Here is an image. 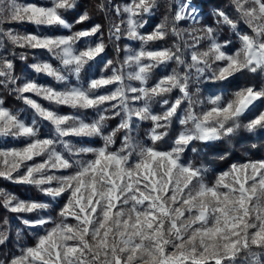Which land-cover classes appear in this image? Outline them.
Instances as JSON below:
<instances>
[{"label": "snow or ice", "instance_id": "6c2138e0", "mask_svg": "<svg viewBox=\"0 0 264 264\" xmlns=\"http://www.w3.org/2000/svg\"><path fill=\"white\" fill-rule=\"evenodd\" d=\"M77 3L50 0V6L45 7L0 0V23L28 22L70 33L0 32L16 47L51 54L61 67L46 61L31 67L64 85L56 89L34 80L19 84L14 64L0 54V87L14 91L33 113L26 121L0 98V137L24 142L22 147L0 149V178L32 186L51 201L63 198L58 219L53 220L41 215L48 212L51 202L21 199L0 189L7 211L36 214L35 219L26 218L23 223L43 229L42 234L36 233L33 246L21 247L18 255L0 259V264H237L241 253L253 257L251 264H261L260 253L254 249L264 251V160L232 164L214 182H208L207 169L186 160L184 154L193 142L230 138L242 126L248 132H264V110L251 115L257 102L264 109V84L210 96L209 107H204L205 101L193 99L190 89L193 79L199 82L208 72L210 80L225 87V82L240 73L264 77V0H232L238 20L216 11L217 23L239 39V47L231 51V41L220 42L213 27L188 33L193 44H187L183 35L187 30L177 25L184 20L198 22L191 0L178 5L171 26L165 16L148 34L140 31L146 23L143 17L153 12L157 0L117 4V16L126 14L127 19L109 28V38L119 41L121 25L125 24L123 35L139 41L140 47H125L119 67L107 61L104 71L110 68V73L87 78L86 83L80 82L81 74L91 71L93 62L104 60L106 45L102 34L97 37L99 24L72 31L64 13L74 10ZM98 7L104 10L103 3ZM89 20L84 12L76 23ZM169 35L177 38L172 47H149ZM91 37L97 39H88ZM205 39L207 47L201 50L200 42ZM189 48L190 62L185 53ZM172 63L177 67L169 72ZM180 67L183 72L178 71ZM155 69H161L162 75L150 84ZM70 77L75 80L70 82ZM173 91L179 95L170 100ZM33 96L56 108L45 107ZM157 98L162 104L159 112L153 110ZM60 106L74 112L62 113L57 110ZM89 110L95 118L84 115ZM248 116L251 118L244 123ZM116 117L120 118L117 127L106 132L107 122ZM144 121L151 122L148 143H141L136 136L138 124ZM174 121L180 130L167 150L158 148ZM42 124L51 127L47 137L41 135ZM117 133H122L118 149ZM96 138L102 141L99 147L73 143L74 139ZM8 238L7 230L0 231V245Z\"/></svg>", "mask_w": 264, "mask_h": 264}, {"label": "trees", "instance_id": "16d2710c", "mask_svg": "<svg viewBox=\"0 0 264 264\" xmlns=\"http://www.w3.org/2000/svg\"><path fill=\"white\" fill-rule=\"evenodd\" d=\"M37 4H43L39 0H29ZM185 1V0H183ZM192 2L201 5L202 10L200 11V22H207L208 24L214 23V16L217 10H222L227 13L233 19H239L238 14L234 6L228 0H191ZM103 3L108 5V0H78L77 7L69 12L64 13L66 20L73 25L72 31H77L81 29H88L95 24L101 25V33L97 34L99 37L102 34L103 41L106 45L104 58H110L113 61V46L116 47L115 40L109 38L107 30V20L104 10L102 11L98 5ZM175 6V0H157V7L153 10L152 15L148 17L149 26L153 27L161 23L164 20V17H168V24L171 26L172 17H173V8ZM87 12L90 16V20L82 24L76 23L78 17ZM18 24V23H17ZM14 25L17 27L24 28L28 32H36L32 25ZM223 28L226 27L222 25ZM240 26L244 29H247L246 25L242 22ZM4 22L0 23V32H4ZM228 28V27H227ZM227 30V29H226ZM223 31V30H222ZM225 31V30H224ZM65 35L70 34L67 30L62 31ZM225 33V32H224ZM218 39L220 42L229 41V36L235 37L236 34L231 30H228L225 34L217 33ZM223 34V35H221ZM93 37L92 40L97 39ZM0 40L3 41L4 47L0 48V54L7 57L14 64V75L18 78V83L22 81L23 75L27 78L33 77V71L31 69V53L35 52L27 48H19L15 45H12L6 38L0 35ZM174 36L169 35L165 40L161 41L163 47H172L176 42ZM22 56H26V59H22ZM103 62H93L91 71L82 73L81 83H86L87 78L97 77L100 71V64ZM170 64L168 71L172 69ZM161 69H155L153 72V79L149 83H154L155 79L159 78ZM209 73H205L203 77L200 78V81L197 82L195 79L190 83V89L193 93V99H199L210 97L214 95H220L225 92L231 93L232 91L243 87L245 85H256L260 86L264 84V77H261L258 74L251 73H240L231 78L230 82H225L227 87L224 84L213 82L208 77ZM75 80V79H74ZM12 86L9 85V89ZM197 89L199 92L197 93ZM179 95L178 91H173L169 95V99H173ZM0 98L4 99L5 106L13 111H18L24 118L28 119L27 110L19 103V99L14 94L13 91L7 90L3 87H0ZM206 100V99H205ZM162 108L160 98H157L153 102V110L159 112ZM264 110L261 108V102H257L256 110L252 112L254 116L258 111ZM91 116L95 118V113L92 112ZM251 118L250 116L244 119V123L247 122V119ZM25 119V120H26ZM120 121L119 117L112 119L107 122L106 132L111 131L116 128ZM151 126L150 122H140L139 124V136L137 139H142L141 142L148 143L147 130ZM181 126L178 122L174 121L171 128L168 129L169 135L165 137L164 141L159 142L156 146L160 149L167 150L170 146L171 140L175 137L180 130ZM77 143H82L84 145H94L101 146L102 141L99 138L95 140H83L78 141ZM122 142V133H117L115 148L118 149L119 145ZM195 148V151H192V148ZM184 158L196 166H202L207 169L205 178L208 182H214L215 179L222 173L228 171L232 164L244 163L249 160H264V132H248L243 126L230 138H225L220 141L215 142H193L189 146V149L185 152ZM0 189H3L7 192L16 194L18 197L24 199H35L40 200L44 198V195L40 193L36 188L28 185H19L13 184L10 181L3 180L0 178ZM61 205H54L52 209L48 210L46 213H41L44 216H50L53 220L58 219V213ZM24 214H15L10 213L2 206V198H0V231H8V240L4 245H0V259H6L11 257L14 254H19L21 247L33 246L36 241V233L42 231L40 229H33L26 226L23 223V219H35L36 214L27 215ZM7 221L5 224L4 222ZM19 234V235H18ZM260 253L259 260L261 264H264V251L254 249ZM253 257L247 253H241L238 258L237 264H251Z\"/></svg>", "mask_w": 264, "mask_h": 264}, {"label": "rangeland", "instance_id": "374dc122", "mask_svg": "<svg viewBox=\"0 0 264 264\" xmlns=\"http://www.w3.org/2000/svg\"><path fill=\"white\" fill-rule=\"evenodd\" d=\"M39 1H41L43 4H37V3L31 2L29 0H16V2L18 4L34 3L37 6H45V7L50 6V0H39ZM228 1L232 4V0H228ZM6 2H7V0H6ZM129 2H130V0H111V2H110V0H108V5L107 4L104 5V12H105L106 20H107L108 34H109V28L112 27L113 24H120L121 20H126L127 19V15L126 14H122L121 16H117V14L115 12V5H117V4L123 5V4L129 3ZM184 2L185 1H183V0H175V6L173 8V15L176 13V11L178 9V5L182 4ZM192 4L195 5V7H196L198 22L194 23L192 20H184V21H180L179 24L177 25L178 28L187 30L186 32H184L183 35H184V40L187 41V44L189 46L193 44V39L188 33L193 32V30H195V29H201V28H204V27H213V28L216 29L217 33H223V34H225L228 30H230L229 28H227V27L223 28V26L221 24H218L217 23L218 19L215 16H214V23L213 24H208L207 22H204V21L201 23L200 22V17H201L200 16V11L202 10V7H201V5H198V4L194 3V2H192ZM151 15H152V13L150 15H146V16L143 17V20L146 21V23L144 24V27L142 29H140V31L145 33V34H148L151 31H153V29L155 27V26L151 27V26L148 25L150 23L148 22L147 19ZM16 24L17 25H19V24H21V25H24V24L32 25V27H34V30L36 32H28L24 28H21V27L19 28L17 26H14ZM4 26H5L4 32L13 31L14 33H19L21 35H24V34L65 35L64 33H62V31H64L65 29H62V28H59V27H53V28H48V27H43V26L37 27V26H35L33 24H30L28 22H22L21 23V22L5 20L4 21ZM125 28H126V25L122 24L121 25V33H122L121 39L119 41L115 40L116 47L113 46V50H114V52H113V61L110 58H107V59L104 58V60H101V62H103V63L100 64V71H99L98 75L101 74V73H103L104 75H107V74L110 73V71H111L110 68L108 69L107 72L104 71L105 64H106L107 61H111L112 62V67H119V65L123 62L124 57H125V51H124L125 47H130L132 49H138L140 47V42L139 41L129 40V39H127V37L125 35H123ZM244 30L248 31L250 33V29L247 28V29H244ZM199 34L202 35V33H199ZM223 34H221V35H223ZM216 36H217V34H216ZM217 38H218V36H217ZM88 39H93V37L88 38ZM175 39H177V38L175 37ZM218 40L220 41V39H218ZM229 41H231V44L229 45V50L230 51L233 50V49H237L239 47V39H238L237 36H235V37L229 36ZM176 42H177V40H176ZM82 43H83V41L78 43L77 44V48L81 47ZM207 44H208V41L205 39V40L200 42L199 48L201 50H203V49H205L207 47ZM161 45H163L161 41H154V42L150 43L149 47L150 48H165V47H163ZM181 47H182V49L184 48V43L183 42H181ZM27 49L35 51V52L31 53V56H32L31 57V63L32 64H34V63H36L38 61H46V62L52 63L56 67H61L59 61L56 60L51 54L47 53L46 51L37 50V49H30V48H27ZM190 51H191L190 48L189 49H185L186 59H188L189 62H190V55H189ZM102 55L104 56V54H102ZM97 59L99 60V58H97ZM171 65H172L173 68L177 67L174 63H172ZM213 67H215V65H213ZM31 69H32V67H31ZM32 71H33L34 76L27 78L26 76L23 75L22 81H21L20 84H22L26 80H34V81H36L37 83H39L41 85L51 86V87L56 88V89H62L64 87V85L57 83L52 77L46 76L44 74H37V73L34 72L33 69H32ZM178 71L183 72L184 68L180 67V68H178ZM208 73L211 75L210 72H208ZM161 75H162V72H160L159 77ZM74 79H75L74 77H70V82H73ZM130 83L133 84V86H137V82H135V81H131ZM109 87H113V86H109ZM101 91H104V89H101ZM14 94H16V93L14 92ZM26 95H31V94H26ZM16 96H17V94H16ZM32 98L36 99L38 102L42 103L45 107H54V108H56V106L49 105L47 101H44V100L40 99L39 97L33 96ZM207 98H208V96L205 97V98H201V97L199 98V100L205 101L204 107H209V105H207ZM19 103L21 105H23V107L26 108V110H27L28 119L25 118L26 121L30 120L32 118V116H33L32 110L21 99H19ZM57 110L62 112V113H65V114H71V113L74 112V110L69 109V108H67L65 106H60L59 108H57ZM195 110L197 112H199L201 110L200 106L197 105ZM91 113H92V111L89 110L88 112L84 113V115L87 116V118L92 119L93 117L91 116ZM144 122H150V121H144ZM139 124L137 126L136 136H139L138 135L139 134ZM150 128H151V126L148 128L147 132L150 130ZM51 131L52 130H51L50 126H48L46 124H42V126H41V135H42V137H47V135ZM138 140H140V142L142 141V139H138ZM73 143H76L77 146L97 147V146H94V145H84L82 143H77L75 141V139L73 140ZM141 143H143V142H141ZM23 145H24L23 140H18V139L12 138V137H0V149H6V148H12V147H22ZM119 147H120V145H119ZM85 158H89V157H85ZM41 159L42 158H37V161H39ZM29 163H32V162H29ZM56 174L59 175L61 173H56ZM19 198H21V197H19ZM21 199H24V198H21ZM40 201L51 202L50 209H52L54 205H59L60 206L62 204L63 198H60V200H57V201H51V198L44 196V198L40 199ZM20 215H22V214H20ZM24 215L26 217H28L27 216L28 214H24ZM40 230L43 233V229H40Z\"/></svg>", "mask_w": 264, "mask_h": 264}]
</instances>
